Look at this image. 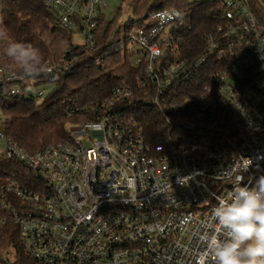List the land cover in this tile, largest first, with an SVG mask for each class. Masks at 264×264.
<instances>
[{
    "label": "built area",
    "instance_id": "1",
    "mask_svg": "<svg viewBox=\"0 0 264 264\" xmlns=\"http://www.w3.org/2000/svg\"><path fill=\"white\" fill-rule=\"evenodd\" d=\"M41 1L59 26L83 37L76 49H96L109 0ZM224 2V23L196 61L179 53L190 12L160 11L151 30L123 39L131 65L146 66L141 87L151 82L154 89L145 105H154L171 128L165 144H148L128 113L130 86L117 88L95 110V121L72 126L69 142L32 154L1 132L3 155L24 166L30 182L8 178L0 207L34 263L213 264L206 256L213 209L237 184L252 187L264 177V29L248 0ZM168 26L172 35L160 41ZM47 65L52 71L34 78L2 68L0 86H13L12 95L24 99L21 87L30 80L75 68L67 60ZM0 264H19L16 250L0 251Z\"/></svg>",
    "mask_w": 264,
    "mask_h": 264
},
{
    "label": "trees",
    "instance_id": "2",
    "mask_svg": "<svg viewBox=\"0 0 264 264\" xmlns=\"http://www.w3.org/2000/svg\"><path fill=\"white\" fill-rule=\"evenodd\" d=\"M264 29V0H248ZM224 0L217 3H185L183 0H132L129 15L132 27L129 31L151 30L156 21L153 15L165 10L179 9L191 13L190 28L182 29L180 57L198 60L206 53L207 37L224 23ZM96 32V49L86 52L76 49L74 36L58 25L51 10L41 0H0V24L6 25L10 35L19 42L38 48L45 64L73 61L72 72L49 79H32L27 87H21L24 99L12 95L13 86H0V110L5 118L4 132L22 148L35 154L54 143L71 140L72 126L93 122L95 110L108 102L113 92L130 86L134 99L128 113L144 130L150 145L165 144L171 139V128L152 104L144 99L154 96L152 83L146 88V66L134 68L128 54L122 50V29L114 31V24L106 15L99 19ZM18 67L4 54L0 45V69ZM21 74V73H20ZM143 77V78H142ZM34 81L35 84L31 82ZM42 87L46 95L36 100L35 90ZM173 134V133H172ZM15 174L20 183L29 186L28 172L20 163L0 157V191L8 178ZM6 219V222L3 221ZM15 249L19 264H36L26 254L17 225L0 207V251Z\"/></svg>",
    "mask_w": 264,
    "mask_h": 264
},
{
    "label": "clouds",
    "instance_id": "3",
    "mask_svg": "<svg viewBox=\"0 0 264 264\" xmlns=\"http://www.w3.org/2000/svg\"><path fill=\"white\" fill-rule=\"evenodd\" d=\"M0 45L22 77L34 78L52 71L38 48L15 40L3 24ZM212 219L215 231L208 238L206 256L213 264H264V177L252 187L237 184L213 209Z\"/></svg>",
    "mask_w": 264,
    "mask_h": 264
},
{
    "label": "rangeland",
    "instance_id": "4",
    "mask_svg": "<svg viewBox=\"0 0 264 264\" xmlns=\"http://www.w3.org/2000/svg\"><path fill=\"white\" fill-rule=\"evenodd\" d=\"M131 4L132 0H109L108 6L109 8L104 11L107 21L109 23L114 24V31H117L118 28L122 29V38L124 39L126 35L130 33V29L132 27V24L129 20V15L131 14ZM174 26H168L165 30V32L162 33L160 41H164L169 38L170 34L172 35V30ZM137 29V27H134V30ZM74 41L77 44H83V37L82 36H74ZM124 43V41H123ZM131 43L128 42V46H130ZM32 84H35L34 81L31 82ZM42 90V87L35 90V94H38ZM4 124H5V118L0 110V134L2 131H4ZM4 153V145L0 143V157Z\"/></svg>",
    "mask_w": 264,
    "mask_h": 264
},
{
    "label": "water",
    "instance_id": "5",
    "mask_svg": "<svg viewBox=\"0 0 264 264\" xmlns=\"http://www.w3.org/2000/svg\"><path fill=\"white\" fill-rule=\"evenodd\" d=\"M134 12H135V10L133 9V10L131 11V16H132V17H134Z\"/></svg>",
    "mask_w": 264,
    "mask_h": 264
}]
</instances>
